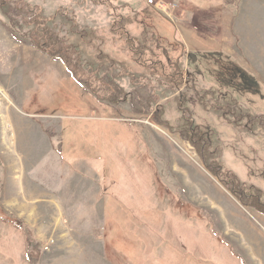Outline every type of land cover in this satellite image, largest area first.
I'll list each match as a JSON object with an SVG mask.
<instances>
[{"label": "rangeland", "instance_id": "1", "mask_svg": "<svg viewBox=\"0 0 264 264\" xmlns=\"http://www.w3.org/2000/svg\"><path fill=\"white\" fill-rule=\"evenodd\" d=\"M11 1L0 6V264H263L264 213L207 164L264 201V0ZM23 9L78 49L82 83L8 26ZM214 69L244 90L211 82ZM113 84V101L90 89ZM184 116L208 144L180 135Z\"/></svg>", "mask_w": 264, "mask_h": 264}, {"label": "trees", "instance_id": "2", "mask_svg": "<svg viewBox=\"0 0 264 264\" xmlns=\"http://www.w3.org/2000/svg\"><path fill=\"white\" fill-rule=\"evenodd\" d=\"M124 1L126 2L125 6L128 7L127 3H131L132 5L137 7L138 10L141 9V5L146 4V2L144 0H124ZM205 1H211V0H205ZM212 1L216 2L218 0H212ZM219 1L220 2L222 1L224 3H229V2H232L233 0H219ZM7 4L13 5L14 3L11 0H0V6L3 7ZM30 11L31 10H28V9L27 10L23 9L22 11L19 10L17 13H18V17H20L21 20H16L13 17H9V15H10L9 13H11V12L7 11V13L5 15L9 17L8 18L9 19L8 26L12 30H14L15 32L19 31L20 32L19 34L21 36L24 35L26 38L31 40L32 43L37 48L48 53L53 58L61 59L65 63V65L68 67V70L71 72V75L78 81V83H82V78L80 77L78 70L79 69L82 70V69L86 68L87 63L81 59L80 52H78V49L73 48L70 43H67L64 40H62L57 35V33H55L54 30L48 26V20L46 17H44L42 14H39L37 11L35 13H30ZM39 11H41V8H39ZM23 22H26V25H31L33 27V29L32 30L30 29V31H28V32L25 31V33H22L20 30V24ZM115 22H118V21L116 20ZM37 38H39L41 40H36ZM126 41H127L128 45H132L135 42L134 39L127 37V36H126ZM71 48H73L74 50L72 51ZM156 49L162 50V53L163 54L165 53L164 56H166V60H167L166 49L163 48L161 45L156 46ZM213 50H218V49L215 48ZM69 51H71V52H69ZM209 52L212 53L215 51L211 50ZM216 53H217V51H216ZM210 58H212L214 60L218 59L216 55H211ZM169 63L174 68V71H175L174 75H177L179 78L182 79L183 73L179 70V68L177 67V64L175 62H169ZM216 66H222V64L214 63V67L218 68ZM214 70L216 71V72L214 71L215 73L213 74L214 80L209 79L211 82H214L215 84L217 82L218 84L221 83L223 85L228 84V86H234L233 85L234 82L229 81V79H227L225 76L218 74L216 69H214ZM209 73H211V72H209ZM89 77L93 78V76H89ZM237 84H238L237 86H234V90L236 92L244 90V88L242 87L243 83L241 84V82L239 81V82H237ZM90 89L92 90L94 95L103 97L102 99H106L108 101H113V99L117 97L116 95L121 96L120 94H123V92L120 90L119 85H116V84H113V86L107 85L105 91H103L101 93L95 91L92 88H90ZM183 103H184V99L180 98V100L178 102V106L180 109H182L186 113L187 109L182 107ZM146 105L148 106V110L151 109L152 105H150V104L149 105L146 104ZM142 109H143V107L140 110H142ZM152 113H153V115L156 114V116H154L156 122L161 123V124H167L170 128H172L171 125H169L168 121L161 120V117L159 116V113L157 110H154ZM182 120H183V125L181 127V134L180 135L183 138H185V139L189 138V139H191V141L194 144L200 145V146L202 144H208L209 143V136H208L207 132L202 131L201 129H198L197 127H192L191 122L187 116H184L182 118ZM194 137H196V139ZM200 146H197V151H198ZM199 153L202 156V152H199ZM207 165L209 168H211V170L213 172H215V175L220 177V180L224 184H226L228 187H230L232 189V192L239 199L244 200V201L245 200L249 201V204L253 208H255L259 212L264 213V201H262V193L259 189H254V191L256 193H253L252 187H246L243 184L240 185L238 183V179L236 177L228 176L225 171H224V173H222L219 170V168H220L219 164L213 163L212 166L210 164H207Z\"/></svg>", "mask_w": 264, "mask_h": 264}, {"label": "crops", "instance_id": "3", "mask_svg": "<svg viewBox=\"0 0 264 264\" xmlns=\"http://www.w3.org/2000/svg\"><path fill=\"white\" fill-rule=\"evenodd\" d=\"M225 16V14H218L217 15V17L218 18H221V17H224ZM219 22V21H218ZM192 33H193V35H194V37H195V39H197V41H199L198 43H200L201 41H202V39L201 38H203V37H200L201 35L200 34H203V33H200L199 31H197V30H195L194 28H192L191 30H190ZM207 36V38H209V39H211V40H213V41H216V42H218L214 37H212L211 35H206ZM205 40V39H204ZM211 42V41H210ZM218 44H220V42L218 43ZM223 48V47H222ZM67 166V165H66ZM65 169L67 170V172H68V174H72V170H73V168L71 167V166H67V167H65ZM86 193H87V191H86ZM92 197V196H91ZM74 201L76 202V200L74 199ZM74 201H71V199H70V201H68V203L67 204H75V202ZM88 206H89V202H88ZM89 209H90V207H89ZM90 210H93V209H90ZM93 212V211H92ZM34 225V224H33ZM111 262H112V264H114V261H113V259H111L110 260ZM264 264V263H263Z\"/></svg>", "mask_w": 264, "mask_h": 264}, {"label": "built area", "instance_id": "4", "mask_svg": "<svg viewBox=\"0 0 264 264\" xmlns=\"http://www.w3.org/2000/svg\"><path fill=\"white\" fill-rule=\"evenodd\" d=\"M148 2H150V3H152L153 2V0H147Z\"/></svg>", "mask_w": 264, "mask_h": 264}]
</instances>
